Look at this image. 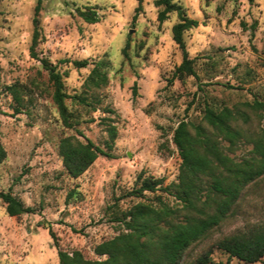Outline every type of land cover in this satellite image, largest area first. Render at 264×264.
<instances>
[{"label":"rangeland","instance_id":"rangeland-1","mask_svg":"<svg viewBox=\"0 0 264 264\" xmlns=\"http://www.w3.org/2000/svg\"><path fill=\"white\" fill-rule=\"evenodd\" d=\"M175 3L199 22L184 34L198 78H173L183 61L173 37L180 18L173 12L160 23L162 8L156 0H42L37 17L38 0H0V141L7 154L0 162V193L9 192L33 209L11 217L0 199V264H60L50 229L59 249L104 259L95 248L124 232L114 219L117 214L160 195L182 208L161 192L141 199L123 196L142 172L162 179L164 186L178 182L182 160L174 131L182 121L209 129L203 118L208 104L239 113L234 125L247 138L261 133L264 0ZM79 10L97 12L100 21L86 22ZM43 60L63 74L70 127ZM83 60L89 62L85 69L72 64ZM98 65L107 75L99 88L89 80ZM255 100L262 106L259 112L250 107ZM110 125L118 131L113 158L100 156L81 177H70L59 152L61 140L89 139L105 148ZM221 143L238 162L251 156L253 145L246 139L233 152ZM186 213L181 209V217ZM260 231L264 176L244 190L232 213L207 238L187 251L182 264H193L208 250L215 262L226 264L229 256L218 242ZM230 263L246 264L236 258Z\"/></svg>","mask_w":264,"mask_h":264},{"label":"trees","instance_id":"trees-1","mask_svg":"<svg viewBox=\"0 0 264 264\" xmlns=\"http://www.w3.org/2000/svg\"><path fill=\"white\" fill-rule=\"evenodd\" d=\"M42 0H38L36 17L41 10ZM161 7L158 19L165 22L169 14L178 12L180 22L173 27V37L183 53V61L174 72L173 78L196 77L194 60L187 53L184 34L199 26V22L190 19L175 0H156ZM141 5L137 8L140 11ZM88 23L96 24L100 18L95 11H78ZM137 19V14L134 20ZM37 22V18L35 19ZM39 33L35 31L34 44ZM32 54L36 55L32 50ZM77 69L89 66L88 60L73 61ZM50 78L56 88L54 99L60 106L65 124L68 122L67 109L64 105L66 95L63 93V74L43 60ZM91 84L101 87L107 83V75L100 65L96 66L89 78ZM136 94V88L134 89ZM87 104L86 100H81ZM250 107L259 112L261 104L255 100ZM204 121L209 129L192 122L182 121L174 131L173 143L182 160L178 182L164 186L162 179L145 177L140 173L135 180L134 188L123 197L141 199L145 193L161 192L166 197L174 198L182 208L173 206L162 195L146 202H139L127 211L114 218L124 226V232L111 240L104 241L95 248V253L104 259L89 260L75 251L69 253L59 249L54 232L50 235L58 247L60 264H182L187 251L196 243L207 238L221 222L227 218L240 200L244 190L264 176V128L255 138L249 139L234 123L241 115L234 110L223 107H205ZM242 117V116H241ZM264 122V114H259ZM245 121L248 119L244 117ZM109 140L101 148L86 139L81 142L73 137L61 140L59 152L63 166L72 178L81 177L100 157L113 158L111 151L118 136L116 126L108 128ZM83 137V134H80ZM246 139L253 145L251 156L236 161L224 152L222 141L229 144L227 150L234 151L237 143ZM7 157L0 141V162ZM207 191L206 194L204 192ZM0 199L7 205L11 217L32 213L33 209L25 207L23 202L11 193H0ZM181 209L187 211L181 217ZM43 226V224H41ZM217 247L228 254L229 261L236 258L246 264L264 263V231L240 234L218 242ZM193 264H225L212 259V251L201 254Z\"/></svg>","mask_w":264,"mask_h":264}]
</instances>
